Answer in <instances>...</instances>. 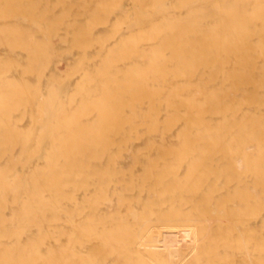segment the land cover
Masks as SVG:
<instances>
[{"label": "bare ground", "instance_id": "1", "mask_svg": "<svg viewBox=\"0 0 264 264\" xmlns=\"http://www.w3.org/2000/svg\"><path fill=\"white\" fill-rule=\"evenodd\" d=\"M0 264H264V0H0Z\"/></svg>", "mask_w": 264, "mask_h": 264}]
</instances>
